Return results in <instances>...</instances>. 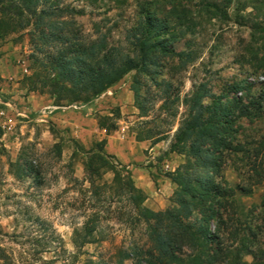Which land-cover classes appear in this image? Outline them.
<instances>
[{"label":"rangeland","instance_id":"1","mask_svg":"<svg viewBox=\"0 0 264 264\" xmlns=\"http://www.w3.org/2000/svg\"><path fill=\"white\" fill-rule=\"evenodd\" d=\"M150 1L31 0V10L21 0L0 2V10L10 7L6 15L0 11V23L5 22L0 27V90L25 99L34 111L57 108L48 122L36 121L35 115L24 119L0 143V264H147L140 255L149 247L147 226L135 214L129 194L113 186L109 167H101L97 175L87 171L98 144L106 140L107 160L123 177L129 172L135 186L133 172L147 170L158 188L160 176L168 178L185 164L184 155L170 151L187 111L184 99L200 86L217 95L233 85L250 88V97L264 94V67L256 57L264 56V0H232L224 7L227 18L197 16L196 7L182 2L193 11L196 25L191 32L176 27L168 33L173 52L158 53V66L131 71L87 101L60 102L31 90L29 78L44 71L42 62L51 49L39 37L41 28L46 29L39 26V12L50 9L55 15L47 22H71L87 41L105 39L134 56L138 5ZM172 5L159 2L154 7L165 16ZM255 25L262 30L258 41L253 39ZM73 105L77 109H60ZM241 128L244 140L258 136L264 120H244ZM116 154L128 156V164ZM232 158L228 156L224 175L246 213L264 198V182L245 193L251 172L241 163L237 171ZM172 188L164 199L157 200L158 191L150 197L145 193L144 206L166 210L176 189L173 183ZM147 198L159 207H149ZM253 218L264 244V210L256 209Z\"/></svg>","mask_w":264,"mask_h":264},{"label":"trees","instance_id":"2","mask_svg":"<svg viewBox=\"0 0 264 264\" xmlns=\"http://www.w3.org/2000/svg\"><path fill=\"white\" fill-rule=\"evenodd\" d=\"M21 1L32 9L31 0ZM40 1L51 0H36ZM159 2L173 4L165 16L154 7ZM182 2L196 7L197 16L207 13L213 18H227L224 7L232 0L141 2L136 41L132 43L136 48L134 56L109 46L105 39L87 41L73 29L71 22H47L55 12L42 10L38 13V22L46 29L41 28L39 37L43 45L51 49L45 53L46 62H42L44 71L29 78L31 90L39 89L60 102L87 101L131 71L148 72L159 65L158 53L173 52L167 38L170 31L180 27L191 32L196 25L193 11L188 5L181 6ZM9 10L10 7H5L0 11L6 15ZM4 26L5 22H1L0 27ZM258 33L262 30L255 25V41ZM256 57L264 67V56ZM242 91L244 97L239 96ZM250 94V88L239 85L218 95L200 86L183 100L187 111L175 132L170 151L184 155L185 164L167 174L176 189L170 206L164 211L155 212L144 206L147 196L135 186L130 173L127 172V178L123 177L107 160L106 140L98 144L88 160L87 171L97 175L101 167H109L114 172L113 186L129 194L135 214L147 226L149 247L140 254L147 264H264V244L259 241L261 227L251 222L256 209L264 210V198L245 213L237 205L224 175L228 156H231L237 171H240L237 163H241V167H249L246 172H251L248 175L250 186L243 189L245 193H251L254 186L264 182V130L244 140L241 128L244 120H264V94L258 97H250ZM165 107L169 109L167 103ZM91 184L94 185L93 181ZM247 256L251 261L246 260ZM138 261L136 264H140Z\"/></svg>","mask_w":264,"mask_h":264},{"label":"built area","instance_id":"3","mask_svg":"<svg viewBox=\"0 0 264 264\" xmlns=\"http://www.w3.org/2000/svg\"><path fill=\"white\" fill-rule=\"evenodd\" d=\"M69 108L77 109V105L60 109L64 110ZM56 109L51 110L45 108L34 111L25 99L12 97L6 91L0 90V143L10 138L16 127L24 119H29L35 115L36 121L45 123L48 122V119L54 114Z\"/></svg>","mask_w":264,"mask_h":264},{"label":"crops","instance_id":"4","mask_svg":"<svg viewBox=\"0 0 264 264\" xmlns=\"http://www.w3.org/2000/svg\"><path fill=\"white\" fill-rule=\"evenodd\" d=\"M108 144H110V137H108ZM119 159L121 161H124L128 164L127 161H129V157L128 156H119L118 154H116ZM133 178L135 180L136 186L142 190L145 191V193L147 194L148 197L152 196L151 192H155L157 193V191L159 193H157V196L160 199H164L165 196H169L173 190L172 188V183L171 181L164 177V176H160L157 179V184H158V188L154 186L156 185V183L153 181V179L150 176V173L146 172L145 173H141L139 171H135L133 172ZM147 204L149 203V207H151L152 209H157L159 206V204L155 203L154 201H151V199L147 198Z\"/></svg>","mask_w":264,"mask_h":264}]
</instances>
